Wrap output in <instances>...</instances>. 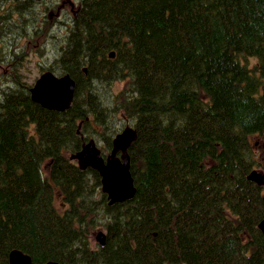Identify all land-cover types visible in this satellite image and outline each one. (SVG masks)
<instances>
[{"label": "trees", "instance_id": "obj_1", "mask_svg": "<svg viewBox=\"0 0 264 264\" xmlns=\"http://www.w3.org/2000/svg\"><path fill=\"white\" fill-rule=\"evenodd\" d=\"M4 2L0 72L12 83L0 84V264L14 250L33 264H264V188L249 179L264 172V0H79L71 28L101 23L85 57L75 36L57 38L55 57H37L29 37L9 30ZM31 12L17 10L28 22ZM12 34L20 42L9 46ZM35 56L38 68L53 64L76 80L68 111L32 101L19 73L36 69L26 64ZM94 83L124 84L107 100L122 99V119L137 131L129 150L136 195L113 206L103 193L92 197L99 173L70 160L84 143L78 122L86 133L101 122L82 103ZM102 214L109 236L92 250L88 228Z\"/></svg>", "mask_w": 264, "mask_h": 264}, {"label": "rangeland", "instance_id": "obj_2", "mask_svg": "<svg viewBox=\"0 0 264 264\" xmlns=\"http://www.w3.org/2000/svg\"><path fill=\"white\" fill-rule=\"evenodd\" d=\"M13 3H17L16 0H5L3 3L4 7H11L10 5ZM81 5V2H80ZM43 14V13H42ZM44 15V14H43ZM56 16L58 14H55ZM65 15H67L65 13ZM49 19H52L51 17H46L47 22H42L38 24V27L40 28L39 31L33 30V28L36 24L33 21L28 22L25 18H16L17 25H9V30L12 32H16L19 36H26L29 37L34 42V49L33 52L37 57L40 56H46V57H55L57 54H59V41L57 38H69L71 36H75L76 40L72 43L74 47H76L79 51L82 52V57H85L90 53V46L88 41L90 40V36H93L97 34L100 31L101 23L100 22H88L84 25L78 27L77 29H72L70 26H68L65 23H59L56 26H53L52 23L48 22ZM55 29V31H54ZM17 39V40H16ZM28 39V40H30ZM16 40V41H15ZM18 37H14L12 34V38H6V41L9 46L16 44L17 42H20ZM26 40V39H25ZM24 39L21 40V43L24 44ZM30 40V41H31ZM98 44L100 45L105 44L102 40L98 39ZM90 50V51H89ZM91 57L93 55L91 54ZM0 63H4V57L0 55ZM100 65H95V73L96 75L102 71H100ZM107 67V66H106ZM115 68H118V65L114 66ZM109 76L108 72H105ZM35 76L34 72H30V77L33 78ZM3 83V80L0 82V84ZM95 89L93 90V94L90 93V91L84 92L85 98L83 99V102H87L90 105H94L98 111L101 113V122L99 125H97V128L99 129V144L100 149L102 150L103 154L106 156H109L111 154V149H108L105 140L111 138L112 140L115 139L117 134L125 130L127 127H131L132 123L131 121L123 120V101L122 99H119L117 101H109L107 98H112L113 95L118 93V89H122L124 87L123 83H117L115 87H113V90H111L109 87L106 88V86H100L96 87L99 84L94 83ZM75 83L73 86V90L75 92ZM107 93L106 95H102V93ZM106 98V99H105ZM21 99V98H19ZM12 101V100H11ZM45 106V105H44ZM81 129V135L82 137L85 135L86 131ZM63 136V134H61ZM257 138L253 137V141H256ZM264 145V143H263ZM258 152L260 154V157L262 158V161L264 162V146H261L258 148ZM71 152L66 153V156H69ZM77 161V160H76ZM264 174V172H263ZM259 176V175H258ZM84 199H86L87 203H92L90 199V187L89 185L84 186ZM93 199L100 201L101 200V194L102 191L100 189H95L93 192ZM61 204H65V197L59 196L57 200V207H60ZM102 210L100 212L105 211V206H101ZM64 207L60 211H63ZM102 220H100V223L97 225H94L92 227L88 228V234H89V243L92 250H97V246H100L98 243V236L100 234L104 235L106 238L109 236V224L110 222L106 219H104V216L102 214V217H100ZM117 231H115L116 233Z\"/></svg>", "mask_w": 264, "mask_h": 264}, {"label": "water", "instance_id": "obj_3", "mask_svg": "<svg viewBox=\"0 0 264 264\" xmlns=\"http://www.w3.org/2000/svg\"><path fill=\"white\" fill-rule=\"evenodd\" d=\"M110 57L114 58L115 53H111ZM42 86L44 87V89H46V91L51 92L50 96L51 98L54 97V99L52 98L54 103L45 101V95L41 96V94L35 93L37 89L41 88ZM73 86L74 82L69 76L58 78L52 73H44L36 82V89L34 90V100L36 99L35 101L39 102V104H41L43 107H46L48 105L46 108H52L51 110L57 112H64L70 108V105L72 103L74 95ZM62 95L64 98L62 97ZM44 102L46 103L45 106L43 104ZM136 140L137 132L131 127L126 128L122 133L118 134L114 139V148L111 155L107 159V164L100 157V151L97 150L94 141H91L87 146H84L81 152L73 156V159L79 160V167L81 169L85 170L91 167L99 171L100 175L102 176V190L106 195H108V199L110 201L109 204L111 206L115 204H121L126 201H132L136 195L134 180L130 172V157L127 153V150L133 145ZM88 152H92V154H89ZM119 152H121L123 155L122 160L124 161V163L121 164H119L120 160L116 156ZM258 175V173L252 172L249 176V179L257 182L260 186H264V176ZM259 228L264 237V219L261 222ZM98 240L102 245H105L106 237L104 235L100 234L98 236ZM10 264H33V261L29 255L24 254L21 251L14 250L10 254ZM48 264L58 263L49 262Z\"/></svg>", "mask_w": 264, "mask_h": 264}, {"label": "bare ground", "instance_id": "obj_4", "mask_svg": "<svg viewBox=\"0 0 264 264\" xmlns=\"http://www.w3.org/2000/svg\"><path fill=\"white\" fill-rule=\"evenodd\" d=\"M87 70V69H86ZM45 83V82H44ZM66 84V83H65ZM43 85V84H42ZM45 85V84H44ZM49 85V84H48ZM66 86V85H65ZM50 89V88H49ZM68 89V88H67ZM52 90V89H51ZM55 92V91H54ZM36 94H41V96L42 95H45L46 96V98H45V101H49V102H52V103H54V101H53V99H54V97H52L51 98V96H50V93L51 92H48V91H46V89H44V87L42 86L41 88H39V89H37V91L35 92ZM59 93V92H58ZM60 95V94H59ZM57 96V95H56ZM62 97H63V95H62ZM64 98V97H63ZM43 100V99H42ZM56 100V99H55ZM61 101V100H60ZM63 102V101H62ZM52 103H50V104H52ZM60 103V102H59ZM58 103V104H59ZM44 105L46 104L45 102L43 103ZM48 264V263H47Z\"/></svg>", "mask_w": 264, "mask_h": 264}, {"label": "flooded vegetation", "instance_id": "obj_5", "mask_svg": "<svg viewBox=\"0 0 264 264\" xmlns=\"http://www.w3.org/2000/svg\"><path fill=\"white\" fill-rule=\"evenodd\" d=\"M63 2H65V1H63ZM22 3V5H24V6H26V8H27V5H29L31 2H21ZM55 7L58 9L57 10V12L59 13V14H61L60 13V9L58 8V6L57 5H55ZM27 9H30V8H27ZM32 10V9H31ZM5 68V66L3 65V64H1L0 65V71H2L3 69ZM8 76V74H6V75H4L3 76V74H1V72H0V82L3 80V79H1V78H4V77H7ZM11 80L9 79V81L8 82H10ZM104 157H106V155H104V154H102ZM118 157H120V154H118ZM97 170V169H96Z\"/></svg>", "mask_w": 264, "mask_h": 264}]
</instances>
